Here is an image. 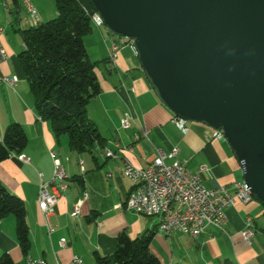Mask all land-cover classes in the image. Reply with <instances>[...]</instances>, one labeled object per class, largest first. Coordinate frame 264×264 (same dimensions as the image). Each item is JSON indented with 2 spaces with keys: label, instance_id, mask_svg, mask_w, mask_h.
<instances>
[{
  "label": "crops",
  "instance_id": "0c3cea01",
  "mask_svg": "<svg viewBox=\"0 0 264 264\" xmlns=\"http://www.w3.org/2000/svg\"><path fill=\"white\" fill-rule=\"evenodd\" d=\"M33 3L41 22L56 13L54 0ZM26 14L20 3L0 0V26L5 28L2 44L8 54V60L0 66V75L18 79L15 87L0 85V142L9 125L20 124L28 137L21 155L30 160L28 164L19 159L20 155H13L0 163V181L24 201L30 229V249L26 254L17 241L15 217H7L0 225V257L9 254L14 264H26L29 258L70 264L78 256L84 264H96L97 255L115 253L117 239L125 232L132 239L151 235L150 250L160 264H264V206L257 200L247 204L238 201L227 210L226 233L210 227L198 238L180 232L160 233L158 218L119 207L134 190L133 182L123 174L124 161L147 168L157 158L156 148L167 153L178 149L176 159L189 160L191 171L207 166L204 182L208 188L226 186L233 191L235 183H244L243 167L227 140L215 137L217 130L206 123L186 121L179 128L174 122L177 116L164 104L143 69L134 43L128 40L112 61V44L120 43L122 36L97 24L85 37V45L90 60L97 64L101 93L91 101L88 116L104 141L87 152L72 150L68 137L57 139L50 124L38 115L20 64ZM127 115L131 126L124 129L121 122ZM135 135L140 136L139 141ZM103 149L112 150L114 158L104 156ZM51 151L61 155L69 179L68 189L46 220L38 202L39 174L45 182L53 177ZM85 194L88 198L82 201ZM81 201V214L74 218L73 207ZM249 216L253 217L255 232L252 244L242 236Z\"/></svg>",
  "mask_w": 264,
  "mask_h": 264
},
{
  "label": "water",
  "instance_id": "95a60500",
  "mask_svg": "<svg viewBox=\"0 0 264 264\" xmlns=\"http://www.w3.org/2000/svg\"><path fill=\"white\" fill-rule=\"evenodd\" d=\"M164 104L222 131L264 204V0H90Z\"/></svg>",
  "mask_w": 264,
  "mask_h": 264
},
{
  "label": "trees",
  "instance_id": "16d2710c",
  "mask_svg": "<svg viewBox=\"0 0 264 264\" xmlns=\"http://www.w3.org/2000/svg\"><path fill=\"white\" fill-rule=\"evenodd\" d=\"M54 2L55 19L40 21L35 26L26 25L22 30L24 50L19 60L40 118L50 124L57 139L67 136L70 148L83 153L104 141L97 125L88 116L91 101L101 93L97 64L90 60L85 45V37L93 29L92 15L96 11L90 0ZM27 145L24 128L18 123L9 125L0 142V163L13 155H21ZM9 216L16 219L17 241L27 254L30 229L25 203L0 181V225ZM151 240V235L132 239L123 232L117 239L115 253L97 255L96 264H160L150 250ZM0 264L14 262L9 254H4Z\"/></svg>",
  "mask_w": 264,
  "mask_h": 264
},
{
  "label": "built area",
  "instance_id": "2783aa9c",
  "mask_svg": "<svg viewBox=\"0 0 264 264\" xmlns=\"http://www.w3.org/2000/svg\"><path fill=\"white\" fill-rule=\"evenodd\" d=\"M24 5L29 6V14H26L25 22H40V15L35 7L33 0H28ZM93 24L102 26V18L92 20ZM5 28L0 26V66L8 60V54L2 44V36ZM130 40L121 37V42H113L110 59L115 61L123 45ZM18 79L16 77H7L0 75V85L15 87ZM175 124L183 128L186 121L180 118L175 119ZM122 128L128 129L131 121L127 115L121 122ZM215 137H224L222 131H216ZM135 140L139 141L140 136L135 135ZM117 148L120 147L116 144ZM157 158L147 168L134 166L129 161H124L123 174L131 182H137L143 185V196L134 197L131 190L126 202L119 207L127 211L148 218H158L160 233L171 235L174 232H180L193 238H198L208 228H214L221 233H226L228 225L227 210L234 206L238 201L250 203L256 200L251 189L245 183H235L233 191L226 186L208 188L204 182V175L209 171L207 166L202 165L197 171H191L188 167L189 160H177L178 149L167 153L161 148H156ZM106 157L114 158L112 150H102ZM50 157L54 162L53 177L50 181H43V175L39 174L41 182L39 189V208L44 217L47 218L54 212V208L60 200L62 193L68 189L67 180L69 176L63 167L61 155L55 151L50 152ZM19 159L25 163L30 160L25 155H20ZM173 159L171 164L166 161ZM83 165V162H80ZM111 176V175H110ZM145 193L154 194V208H146ZM88 198L85 194L82 201ZM81 202L74 205L71 216L78 218L81 214ZM253 217L246 219V228L242 233L243 239L252 244L255 232L252 228ZM65 246V239L61 240ZM39 260V264H44V260ZM57 264H60L58 261ZM70 264H82V259L75 256Z\"/></svg>",
  "mask_w": 264,
  "mask_h": 264
},
{
  "label": "bare ground",
  "instance_id": "6f19581e",
  "mask_svg": "<svg viewBox=\"0 0 264 264\" xmlns=\"http://www.w3.org/2000/svg\"><path fill=\"white\" fill-rule=\"evenodd\" d=\"M20 3L22 4L23 8H25L27 14H29V6L28 5H24V3H28V0H19ZM98 16H100L97 12L95 14L92 15V20H98ZM33 26L37 25L36 23H32ZM98 25V24H97ZM102 25H104V21L102 19ZM130 41L133 42V40L130 39ZM108 150V149H106ZM134 184V197H141L143 196V185L139 184L137 182H133ZM145 206L146 208H154V194L153 193H145ZM44 260V259H42ZM58 261H55L53 264H57ZM26 264H39V260L33 259V258H29L26 262ZM44 264H50L48 263L46 260H44ZM82 264H84V262L82 261Z\"/></svg>",
  "mask_w": 264,
  "mask_h": 264
},
{
  "label": "rangeland",
  "instance_id": "374dc122",
  "mask_svg": "<svg viewBox=\"0 0 264 264\" xmlns=\"http://www.w3.org/2000/svg\"><path fill=\"white\" fill-rule=\"evenodd\" d=\"M55 18H56V13H55V15H54V13H53V16L47 18L46 22H47V21H50V20H52V19H55ZM22 26L24 27V25H22Z\"/></svg>",
  "mask_w": 264,
  "mask_h": 264
}]
</instances>
